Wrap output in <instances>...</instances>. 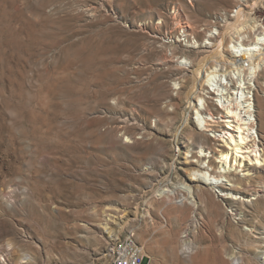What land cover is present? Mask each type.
I'll use <instances>...</instances> for the list:
<instances>
[{"label": "rangeland", "instance_id": "374dc122", "mask_svg": "<svg viewBox=\"0 0 264 264\" xmlns=\"http://www.w3.org/2000/svg\"><path fill=\"white\" fill-rule=\"evenodd\" d=\"M249 2L0 0V264H107L131 232L146 264H264V172L235 171V202L217 186L192 204L183 187L206 186L190 179L200 162L185 135L181 152L169 141L182 60L208 55L209 34Z\"/></svg>", "mask_w": 264, "mask_h": 264}, {"label": "bare ground", "instance_id": "6f19581e", "mask_svg": "<svg viewBox=\"0 0 264 264\" xmlns=\"http://www.w3.org/2000/svg\"><path fill=\"white\" fill-rule=\"evenodd\" d=\"M263 2L264 0H253V3H248L251 8L243 3L232 17L225 15L226 26L219 27L216 36L212 34L213 37H210L209 34L207 42L203 43L209 45L210 53L195 63L193 61L192 66L186 59L182 60L188 69H184L186 79L184 77L185 91L181 99L182 108L179 110L180 123L169 141L172 142L175 152L182 150L179 146L181 135H185L189 143L196 145H190L189 152L192 153L191 157L197 158L196 161L200 163L193 162L195 160L190 162L189 170L194 175L190 179L206 184L205 187L197 189L190 184L184 185L183 191L187 196L183 199L189 203L196 204L198 193L211 199L210 192L217 186L221 188V193L215 190L218 197L222 196L223 199L231 201L238 199L235 191L244 181L237 175L238 172H235L238 168H241L243 175L248 179L253 176L262 179L264 147L261 145L263 134L260 118L264 115L261 106V91H264V85L261 83L264 74V11L258 7ZM254 10V13H259V17L263 18L252 16ZM230 50L234 54H231ZM174 85L175 89L183 92L181 82L176 81ZM193 113L198 123L195 132L189 124ZM129 119L124 118L122 123V130L125 131L124 134L129 133L128 136L131 121ZM207 144L213 145V150L218 151L219 159ZM204 160L208 161L207 166H203ZM223 178H227L232 186H227L223 180L219 183ZM256 192L259 196L264 194V185ZM126 218L127 223L129 218ZM117 235L118 233L113 232L111 236L115 239ZM1 250L0 246V252Z\"/></svg>", "mask_w": 264, "mask_h": 264}, {"label": "built area", "instance_id": "2783aa9c", "mask_svg": "<svg viewBox=\"0 0 264 264\" xmlns=\"http://www.w3.org/2000/svg\"><path fill=\"white\" fill-rule=\"evenodd\" d=\"M181 30L184 33V29ZM182 240V253L184 255L194 253L195 245L188 239L187 235ZM110 244L107 251V264H146L144 247L139 245L134 232L129 233L125 239L115 240Z\"/></svg>", "mask_w": 264, "mask_h": 264}]
</instances>
